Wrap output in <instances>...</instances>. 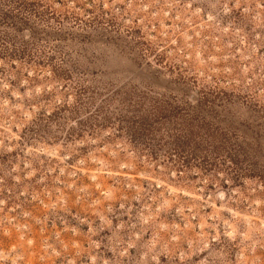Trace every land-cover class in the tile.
<instances>
[{"label":"rangeland","instance_id":"1","mask_svg":"<svg viewBox=\"0 0 264 264\" xmlns=\"http://www.w3.org/2000/svg\"><path fill=\"white\" fill-rule=\"evenodd\" d=\"M0 264H264V0H0Z\"/></svg>","mask_w":264,"mask_h":264}]
</instances>
